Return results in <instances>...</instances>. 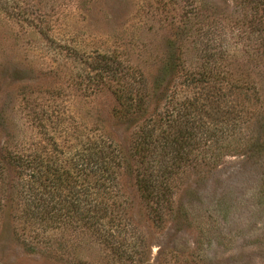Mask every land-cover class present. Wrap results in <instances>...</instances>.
Listing matches in <instances>:
<instances>
[{
  "label": "trees",
  "instance_id": "obj_1",
  "mask_svg": "<svg viewBox=\"0 0 264 264\" xmlns=\"http://www.w3.org/2000/svg\"><path fill=\"white\" fill-rule=\"evenodd\" d=\"M187 1L155 0L165 30L155 72L115 53L100 54L91 67L117 102L114 121L130 132V171L157 228L188 220L191 212L176 206L186 180L207 182L232 155L261 168L264 205V0H236L244 16L218 49L198 47L216 23L214 7ZM190 52L199 65L189 63ZM53 116L37 113L31 125L45 145L8 134L0 147V227L9 224L29 253L80 264L73 251L88 236L113 263L144 264L146 241L121 192L122 149L96 124L83 136L72 129L66 154L57 140L61 115Z\"/></svg>",
  "mask_w": 264,
  "mask_h": 264
},
{
  "label": "rangeland",
  "instance_id": "obj_2",
  "mask_svg": "<svg viewBox=\"0 0 264 264\" xmlns=\"http://www.w3.org/2000/svg\"><path fill=\"white\" fill-rule=\"evenodd\" d=\"M199 1L214 7L216 23L200 35L198 47L218 49L244 12L236 0ZM155 6V0H0V147L8 134L45 145L47 139L31 127L37 113L61 115L65 131L57 140L66 154L72 129L83 136L85 127L97 124L127 158L120 186L146 241L144 264H264L262 171L244 157H226L207 182L198 185L193 175L186 180L176 199L177 209L191 212L185 222L170 218L155 227L140 199L130 171V132L114 121L117 102L91 67L100 54L115 53L119 60H144L147 71L155 72L165 42ZM187 58L193 66L201 63L195 52ZM73 255L80 264H120L88 236L79 237ZM0 264L77 263L25 251L5 222Z\"/></svg>",
  "mask_w": 264,
  "mask_h": 264
}]
</instances>
